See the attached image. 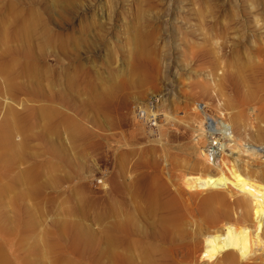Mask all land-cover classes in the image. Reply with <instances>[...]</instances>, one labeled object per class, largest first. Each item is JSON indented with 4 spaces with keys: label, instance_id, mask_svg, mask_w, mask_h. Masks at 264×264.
Segmentation results:
<instances>
[{
    "label": "rangeland",
    "instance_id": "obj_1",
    "mask_svg": "<svg viewBox=\"0 0 264 264\" xmlns=\"http://www.w3.org/2000/svg\"><path fill=\"white\" fill-rule=\"evenodd\" d=\"M204 111L264 145V0H0V264H155L161 211L116 190L194 204Z\"/></svg>",
    "mask_w": 264,
    "mask_h": 264
},
{
    "label": "bare ground",
    "instance_id": "obj_2",
    "mask_svg": "<svg viewBox=\"0 0 264 264\" xmlns=\"http://www.w3.org/2000/svg\"><path fill=\"white\" fill-rule=\"evenodd\" d=\"M143 116L155 122L150 119L154 114L144 111ZM203 116L205 122L200 121L195 129L202 157L199 172L183 180L187 189L196 191V202L184 204L183 210L177 205V195L168 190L166 179L163 183L153 176L134 193L128 185L117 189L114 206L120 215L123 204L128 206L137 196L147 210L161 211L157 242L148 243L149 252H155V264H264V187L257 174L249 171V167H264V145L241 137L236 126L219 114L212 118L204 111ZM175 183H170L174 191ZM193 205L198 207V215ZM186 221L191 226L183 231L184 241L178 243L175 235ZM132 236L133 229L117 227L114 245L119 261H124L120 252L124 239L128 238L130 246L135 240ZM206 255L217 257L209 260L204 258Z\"/></svg>",
    "mask_w": 264,
    "mask_h": 264
},
{
    "label": "built area",
    "instance_id": "obj_3",
    "mask_svg": "<svg viewBox=\"0 0 264 264\" xmlns=\"http://www.w3.org/2000/svg\"><path fill=\"white\" fill-rule=\"evenodd\" d=\"M141 114V113H140ZM143 115V114H142ZM144 117V116H143ZM150 122V121H149Z\"/></svg>",
    "mask_w": 264,
    "mask_h": 264
}]
</instances>
